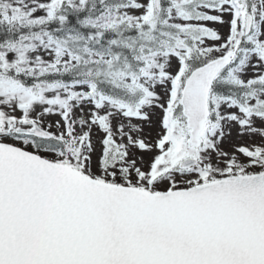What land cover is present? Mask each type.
Returning <instances> with one entry per match:
<instances>
[{"label": "snow or ice", "instance_id": "obj_1", "mask_svg": "<svg viewBox=\"0 0 264 264\" xmlns=\"http://www.w3.org/2000/svg\"><path fill=\"white\" fill-rule=\"evenodd\" d=\"M0 264H264V0H0Z\"/></svg>", "mask_w": 264, "mask_h": 264}]
</instances>
